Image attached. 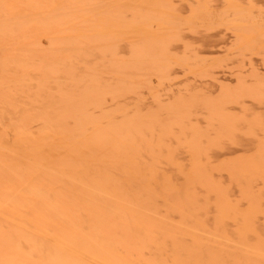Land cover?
Masks as SVG:
<instances>
[{
  "label": "bare ground",
  "instance_id": "6f19581e",
  "mask_svg": "<svg viewBox=\"0 0 264 264\" xmlns=\"http://www.w3.org/2000/svg\"><path fill=\"white\" fill-rule=\"evenodd\" d=\"M0 264H264V0H0Z\"/></svg>",
  "mask_w": 264,
  "mask_h": 264
}]
</instances>
